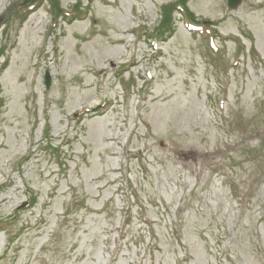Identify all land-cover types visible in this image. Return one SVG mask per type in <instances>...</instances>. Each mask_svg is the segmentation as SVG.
<instances>
[{
  "label": "rangeland",
  "instance_id": "rangeland-1",
  "mask_svg": "<svg viewBox=\"0 0 264 264\" xmlns=\"http://www.w3.org/2000/svg\"><path fill=\"white\" fill-rule=\"evenodd\" d=\"M55 1L0 0V264H264V0Z\"/></svg>",
  "mask_w": 264,
  "mask_h": 264
},
{
  "label": "trees",
  "instance_id": "trees-1",
  "mask_svg": "<svg viewBox=\"0 0 264 264\" xmlns=\"http://www.w3.org/2000/svg\"><path fill=\"white\" fill-rule=\"evenodd\" d=\"M51 1V7L55 10V15H62V10L60 9V7L58 6V3L55 0H50ZM181 4H183V2H181L180 0L176 1L175 3H173L172 6H174L175 10H180V7L182 6ZM181 5V6H180ZM179 6V8H178ZM76 9V8H75ZM77 11V9H76ZM78 12V11H77ZM185 14H187V18L192 20V15H190V13H188L186 10L184 11ZM185 16V15H184ZM188 19V20H189ZM165 20V19H164ZM161 23L160 27L162 28V30H166L167 32H169L170 30V25H171V20L169 18V16L167 17V20Z\"/></svg>",
  "mask_w": 264,
  "mask_h": 264
},
{
  "label": "water",
  "instance_id": "water-1",
  "mask_svg": "<svg viewBox=\"0 0 264 264\" xmlns=\"http://www.w3.org/2000/svg\"><path fill=\"white\" fill-rule=\"evenodd\" d=\"M25 1H31V0H25ZM240 2L241 0H227V6L229 8L234 9L240 4ZM45 84H46V87H48L50 84V79H49L48 74L45 75Z\"/></svg>",
  "mask_w": 264,
  "mask_h": 264
}]
</instances>
